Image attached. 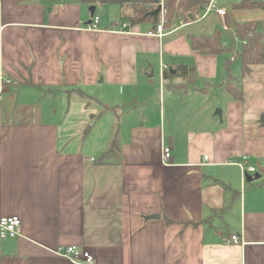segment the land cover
I'll use <instances>...</instances> for the list:
<instances>
[{
    "label": "crops",
    "instance_id": "0c3cea01",
    "mask_svg": "<svg viewBox=\"0 0 264 264\" xmlns=\"http://www.w3.org/2000/svg\"><path fill=\"white\" fill-rule=\"evenodd\" d=\"M238 1L215 0L224 20L213 10L159 38L154 23L130 24L128 5H95L99 27L88 29L80 0H0V219H21L16 238L0 229V264H75L55 254L67 246L90 250L94 264H264L262 112L227 89L222 54L188 37L264 23V7ZM180 64L185 95L162 77ZM256 72L263 87L262 64L243 79ZM217 89L233 98L210 100ZM192 91L206 99L191 104ZM243 155L259 179L243 178ZM234 234L240 242L223 241Z\"/></svg>",
    "mask_w": 264,
    "mask_h": 264
},
{
    "label": "trees",
    "instance_id": "16d2710c",
    "mask_svg": "<svg viewBox=\"0 0 264 264\" xmlns=\"http://www.w3.org/2000/svg\"><path fill=\"white\" fill-rule=\"evenodd\" d=\"M85 4L98 5V4H112L124 7L130 6L132 9V15L128 17L131 25H139L145 23L158 24L161 21V12L154 13L157 8L163 2V9L166 22L165 27H170L180 21H188L190 16H194L196 13L203 12L210 0H80ZM234 8H263L264 2L257 0H240L234 2ZM236 36L241 41L239 49H236L234 42H230L229 47H233L231 50L228 46L224 45L222 33L218 31L211 35L208 34H190L189 40L193 49L200 51L202 54H223L227 52H235V59H239L241 63V76L246 77L252 70L253 65H264V23L261 21H244L235 22L234 24ZM232 59H227L226 68L228 70V76L225 78L227 89L233 95L236 100L244 99V90L240 86H237V82H233L234 76L231 72ZM172 70L175 72L173 73ZM188 76V68L185 64H180L174 69H166L163 72L166 87L175 91L181 92L185 95L187 92V86L190 83L178 82L177 78ZM224 80V81H225ZM242 82L239 81V84ZM72 91V90H69ZM87 100V104L92 97L86 94L80 89L74 90ZM258 123L261 127H264V112L261 113ZM117 127L120 125V116H117ZM91 125L87 127V130ZM116 144V140L113 141V147ZM110 151H112L110 149ZM109 152V151H108ZM102 160V159H100ZM196 224V223H194Z\"/></svg>",
    "mask_w": 264,
    "mask_h": 264
},
{
    "label": "built area",
    "instance_id": "2783aa9c",
    "mask_svg": "<svg viewBox=\"0 0 264 264\" xmlns=\"http://www.w3.org/2000/svg\"><path fill=\"white\" fill-rule=\"evenodd\" d=\"M162 6V16L160 23L156 24L155 31H150L149 34H153L158 36L159 38H162L166 35L165 33V15H164V9H163V2L161 3ZM215 11L217 14H219L223 20L226 17L227 11L224 7H219L215 4V0H210L208 5L205 7V10L202 14L196 13L193 16L194 20H200L203 18L206 14H208L211 11ZM100 22V16L96 13H94L92 17V22L87 26L88 29H97L99 27ZM224 30H228L229 26L225 23L224 24ZM163 77V74H162ZM164 78V77H163ZM164 84V83H162ZM171 149L169 147H164L162 151V162L164 164H167L170 157H171ZM204 159H208V156L205 155ZM236 165H238L242 170L243 178L246 179L248 175L254 176L256 174V166H254L252 163H250V156L249 155H243L240 160H237L234 162ZM21 225V219L19 216H9L4 217L0 219V229H1V235L2 237H9V238H16L20 236L19 233V227ZM223 241L226 243H238L240 242V236L238 234H234L230 237L223 238ZM55 254L62 256L64 258H67L71 262L75 264H94V255L90 250L83 249V248H77V246H67V247H61L57 250H55Z\"/></svg>",
    "mask_w": 264,
    "mask_h": 264
},
{
    "label": "rangeland",
    "instance_id": "374dc122",
    "mask_svg": "<svg viewBox=\"0 0 264 264\" xmlns=\"http://www.w3.org/2000/svg\"><path fill=\"white\" fill-rule=\"evenodd\" d=\"M115 6V5H114ZM231 7H230V11H231ZM102 9L101 7L98 8V12L102 13ZM229 26H230V29L228 31H223L222 30V33H223V42H224V45L228 46L229 47V44L230 42H234L235 46H236V49H239L240 48V45H241V41L237 38L236 36V31H235V27H234V24L235 22H233L232 20H230L228 22ZM222 24L219 23L217 26H219V28H221ZM231 48V47H229ZM234 48L232 47L231 50H233ZM235 50V49H234ZM219 60L222 64V68L224 69L225 67V62H226V59H232L234 61H232V64H231V73L232 75L234 76V79H232L233 82H237V86H241L244 90V95H245V99L247 100L248 105H253V109L255 111H257L258 113H261V112H264V86L262 87L261 86V82L263 81V76L262 74H259L258 72L252 74L251 78L247 79L248 81L246 82V79H243L242 76H241V63L239 61V59H234L235 57V52H227V53H223L222 55H219ZM193 68V67H191ZM262 67H260L259 70H261ZM221 77V76H220ZM181 77H179L178 79H180ZM159 76H158V73L155 74V77L153 78V80L155 81L154 84L157 85V88H156V92L154 95V97H156L157 100H159L158 98V90H159ZM219 79V78H218ZM206 80V79H204ZM201 82V79L200 81H198L199 83H203V81ZM239 81H241L242 83L239 84ZM247 86V87H246ZM214 94H212V97L210 98V100H213V99H217L219 100L220 104L222 103V105H226L227 104V100H229V98H233L231 96V94L226 91L225 89H217V90H214ZM247 95V97H246ZM190 100H191V104H195V101H198L199 99H206V97H203V95H200L199 93H194L193 91L191 92V95H190ZM209 101V100H208ZM206 103H207V100H205V106H206ZM204 104V103H203ZM211 105V109H213V114L215 115V113L217 112L218 109H221L222 107H214V104H210ZM200 108V107H199ZM142 110L143 109V106L141 108ZM223 109V108H222ZM203 111L204 112V106L202 107V109H200L199 112ZM261 115V114H260ZM260 117V116H259ZM107 122V119L104 121V124ZM108 125V123H107ZM106 125V127H107ZM101 131H103V128L101 127L100 129ZM264 173V172H263ZM262 173V174H263ZM263 178H264V174H263Z\"/></svg>",
    "mask_w": 264,
    "mask_h": 264
},
{
    "label": "water",
    "instance_id": "95a60500",
    "mask_svg": "<svg viewBox=\"0 0 264 264\" xmlns=\"http://www.w3.org/2000/svg\"><path fill=\"white\" fill-rule=\"evenodd\" d=\"M89 10H90V12H91V14H92V16H93L94 13H95V10H96V6H95V5L90 6ZM161 10H162V6L160 5L154 13H159ZM190 18H193V17L190 16ZM171 71H172L173 73L175 72V71L172 70V69H171ZM221 113H222V110H221V109H218L217 112H216V114H218V115H221ZM260 177H261L260 173H256L254 176H252V175H248V176H247V180H248V181H253V180L259 179ZM149 217H150V218H153V217H156V216H149Z\"/></svg>",
    "mask_w": 264,
    "mask_h": 264
}]
</instances>
